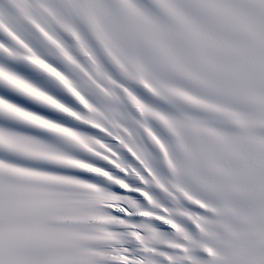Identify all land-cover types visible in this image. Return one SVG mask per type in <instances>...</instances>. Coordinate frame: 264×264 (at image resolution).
<instances>
[{"label": "snow or ice", "instance_id": "snow-or-ice-1", "mask_svg": "<svg viewBox=\"0 0 264 264\" xmlns=\"http://www.w3.org/2000/svg\"><path fill=\"white\" fill-rule=\"evenodd\" d=\"M0 264H264V0H0Z\"/></svg>", "mask_w": 264, "mask_h": 264}]
</instances>
